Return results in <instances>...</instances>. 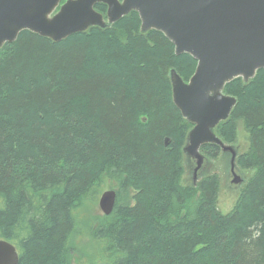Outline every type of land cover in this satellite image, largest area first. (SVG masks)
<instances>
[{
  "label": "trees",
  "instance_id": "16d2710c",
  "mask_svg": "<svg viewBox=\"0 0 264 264\" xmlns=\"http://www.w3.org/2000/svg\"><path fill=\"white\" fill-rule=\"evenodd\" d=\"M196 63L163 32L141 31L136 11L59 41L23 30L0 46V238L18 264H79L75 211L105 186L116 202L91 231L106 242L97 264H264V69L223 89L236 103L219 137L232 141L242 120L250 148L237 162L255 172L222 213L215 173L182 181L192 123L168 72L187 81ZM200 151L216 157L219 146Z\"/></svg>",
  "mask_w": 264,
  "mask_h": 264
},
{
  "label": "water",
  "instance_id": "95a60500",
  "mask_svg": "<svg viewBox=\"0 0 264 264\" xmlns=\"http://www.w3.org/2000/svg\"><path fill=\"white\" fill-rule=\"evenodd\" d=\"M0 0V46L13 42L23 30L59 41L91 25L104 26L94 5H107L112 23L136 11L140 29H156L172 41L175 54L188 53L196 60L187 81L172 72V97L182 117L193 124L183 148L195 158L193 177L202 166L200 147L212 143L232 152L233 182L236 152L215 135L213 128L225 120L236 97L223 93L236 77L248 81L264 69V0ZM116 192L108 189L99 198L104 214L113 211ZM16 246L0 238V264H18Z\"/></svg>",
  "mask_w": 264,
  "mask_h": 264
},
{
  "label": "rangeland",
  "instance_id": "374dc122",
  "mask_svg": "<svg viewBox=\"0 0 264 264\" xmlns=\"http://www.w3.org/2000/svg\"><path fill=\"white\" fill-rule=\"evenodd\" d=\"M169 70V77L172 78V72ZM213 132L219 137L218 126ZM221 138V137H220ZM222 139V138H221ZM232 141L222 140L225 145L231 146L236 154H247L250 148L249 132L242 120L235 122V129L231 137ZM186 140L185 143L186 144ZM202 153V152H201ZM183 154V174L182 181L187 184H194L201 176L215 173L218 178V192L216 205L220 212L230 211L236 204L240 190L244 187L247 181L255 172L254 167L244 168L235 163V171L240 177V182L234 183L233 176L230 171V154L226 151H221L217 157H209L204 155L203 164L197 174L196 180L193 179V167L195 159L188 156L182 147ZM181 180V176H180ZM114 189L105 186L93 199H85L76 209V221L74 232L71 235V253L70 256L73 262L79 264H97L107 261V252L104 249L106 244L103 239H95L91 235L98 222V217L103 214L98 205L100 194L107 190ZM115 190V189H114ZM116 191V190H115Z\"/></svg>",
  "mask_w": 264,
  "mask_h": 264
}]
</instances>
